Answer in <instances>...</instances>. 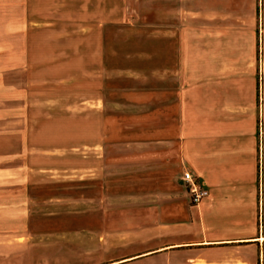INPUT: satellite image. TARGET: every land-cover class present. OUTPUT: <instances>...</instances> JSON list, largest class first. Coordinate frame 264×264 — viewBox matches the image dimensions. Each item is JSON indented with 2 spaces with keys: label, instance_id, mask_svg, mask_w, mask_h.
<instances>
[{
  "label": "rangeland",
  "instance_id": "rangeland-1",
  "mask_svg": "<svg viewBox=\"0 0 264 264\" xmlns=\"http://www.w3.org/2000/svg\"><path fill=\"white\" fill-rule=\"evenodd\" d=\"M33 18H43L48 24ZM38 27L43 28L32 31ZM248 28L256 31L255 53L249 52L248 37L241 32V50L234 56L255 65V83L249 84L255 86L259 105L264 93V53L259 46L264 0H0V90L14 84L18 91L29 84L33 98L31 131L17 130L10 136L16 143L14 160H6L8 137L0 138V158H5L0 163V191L14 188L17 221L31 224L26 234L33 252L42 247L47 250V264H57V237L72 234L73 223L92 219L93 200L102 207L105 191L112 195L113 210L139 204V148L131 145L151 141L157 133L150 128L139 131V115L114 105L106 110L110 115L103 123L91 111L109 109L105 95L112 102H141L139 111H151L153 62L175 67L177 35H184L196 50L191 67L185 69L186 81L192 77L194 83L200 80L199 47H194L199 46L200 30ZM170 34L174 40L167 41ZM154 46L161 50L159 58L152 57ZM139 71L142 83L135 78ZM249 84L242 80L240 96L247 93ZM15 100L20 102L19 97ZM227 113L225 119L238 118L240 124H247L246 112L239 117L237 111ZM259 114L256 111L257 144ZM142 122H150V117ZM191 124H195L193 119ZM163 134L180 139L176 131ZM105 155V166L112 172L105 174L106 180ZM190 165L187 171L197 176L199 164ZM94 166L96 174L89 176ZM8 167L15 172L13 177L7 178ZM255 169L253 165V182ZM182 171L180 163L168 164L161 186L179 188ZM151 184L148 180L145 187L150 189ZM263 184L264 175L262 184L259 177L255 184L258 199ZM6 199L0 196V204ZM22 229L17 228V234ZM86 232L76 230V234Z\"/></svg>",
  "mask_w": 264,
  "mask_h": 264
},
{
  "label": "crops",
  "instance_id": "crops-1",
  "mask_svg": "<svg viewBox=\"0 0 264 264\" xmlns=\"http://www.w3.org/2000/svg\"><path fill=\"white\" fill-rule=\"evenodd\" d=\"M33 21L48 24L43 18ZM211 31L200 30L199 46H194L199 47L198 82L193 83L192 77L186 81L185 69L191 67L192 53L196 50L180 34L175 38V67L153 62L151 111H139L143 108L141 102H112L107 95L109 109L91 111L105 123L110 115L106 110H111L112 105L118 110L132 109L127 112L139 115V131L150 128L157 138L131 145L139 148V204L113 210L112 195L106 191L102 207L94 199L93 218L73 223L72 234L57 237V264H264V188L258 199L255 186L258 177L262 184L264 175V93L258 105L255 86H251L255 83V65L252 67L250 61L241 62L234 56L241 50V32L248 37L249 52L255 53L256 31L250 28ZM259 35L264 53V29H259ZM172 36L168 35L167 41L174 40ZM160 55V48L154 46L152 57ZM135 78H139V83L144 79L140 71ZM244 79L251 85L240 96L239 84ZM28 86L25 84L17 91L14 84H9L0 90V138L6 135L9 139L8 162L16 158V143L10 136L17 130L29 133L32 129L33 98ZM228 111H237V117L246 112L247 124H240L238 118L225 119ZM256 111H260L261 119L258 144ZM145 116L150 117V122H142ZM192 119L195 124H191ZM173 131L179 132V140L161 135ZM23 146L31 147L29 143ZM103 159L106 180L105 174L112 172L105 166L106 155ZM3 160L0 158V163ZM172 162L180 163L183 170L182 185L177 183V189L161 186L166 167ZM193 162L199 164L197 176L187 171ZM253 165L254 182L250 175ZM12 170L6 169L7 178L15 175ZM92 170L89 176L96 174L95 166ZM185 172L208 191V196L198 204L191 203L182 181ZM148 180L152 181L150 189L145 187ZM14 192L11 186L0 191V196L7 198L0 204V264H47V250L40 247L33 252L29 247L26 234L29 221H17ZM17 228L23 229L17 234ZM77 229L87 232L76 234Z\"/></svg>",
  "mask_w": 264,
  "mask_h": 264
},
{
  "label": "built area",
  "instance_id": "built-area-1",
  "mask_svg": "<svg viewBox=\"0 0 264 264\" xmlns=\"http://www.w3.org/2000/svg\"><path fill=\"white\" fill-rule=\"evenodd\" d=\"M182 181L188 190L191 203L198 204L208 196V191L189 172L183 174Z\"/></svg>",
  "mask_w": 264,
  "mask_h": 264
}]
</instances>
